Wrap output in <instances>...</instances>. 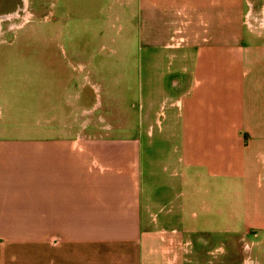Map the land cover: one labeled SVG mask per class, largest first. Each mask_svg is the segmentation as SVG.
Returning a JSON list of instances; mask_svg holds the SVG:
<instances>
[{
  "label": "crops",
  "instance_id": "crops-1",
  "mask_svg": "<svg viewBox=\"0 0 264 264\" xmlns=\"http://www.w3.org/2000/svg\"><path fill=\"white\" fill-rule=\"evenodd\" d=\"M141 1L147 46L168 45L159 29L163 22L171 24L172 44L177 40L174 174L189 185L202 178L206 190L221 192L239 179L247 190H264L260 180L256 184L264 169V27L248 22L255 7H262L264 20V0ZM61 48L76 77L62 73L59 90L42 97L45 110L29 105L31 111L22 113L18 102L32 92L22 95L24 81L12 77L13 67L0 65V264H198L217 234L196 239L194 194L189 191L162 217L153 211L143 190L138 137L121 132L129 127L127 115L118 118L112 109L113 122L101 110L104 96L89 61ZM86 71V84L98 93L92 105L72 80H83ZM161 78L150 84L157 79L156 91L166 92ZM22 114L38 120L22 125ZM34 129L45 131V138L7 134ZM254 207L253 223L264 226ZM222 209L218 204L217 218L204 228H222ZM224 253L213 263L228 264Z\"/></svg>",
  "mask_w": 264,
  "mask_h": 264
},
{
  "label": "rangeland",
  "instance_id": "rangeland-1",
  "mask_svg": "<svg viewBox=\"0 0 264 264\" xmlns=\"http://www.w3.org/2000/svg\"><path fill=\"white\" fill-rule=\"evenodd\" d=\"M141 2L0 0V65L13 67L15 75L12 77L24 81L25 87L18 88L22 95L32 92L28 94L30 99L24 97L17 107H21L22 113L31 111L29 105L45 110L48 100L42 97L49 94L50 89L59 90L62 73L64 77L67 73L76 77V73L70 70L74 69V64L69 65L68 59H63L62 45L69 53L72 50L77 60H88L87 69L91 70L92 80L99 85L104 96L101 110L110 114L112 109H116L118 118L127 115L129 127L121 132L138 137L137 148L143 163V190H147V196L153 201V211L159 217L167 211H174L176 204L183 201L190 191L197 201L196 239L201 235L206 237L207 233L217 234L208 246L211 252L199 257L198 264H214L225 255L224 249L227 250L228 264H245L247 260L250 264H264V226L255 225L252 220L254 205L264 216V190H247L246 183L240 179L230 180L233 185L224 187L226 189L221 192L206 190V181L202 178H197L195 185L192 182L189 185L183 184L181 173L174 174L177 171L173 168L177 153L174 152L171 127L176 94L172 84L179 73L172 61L177 40L175 38L172 44L166 27L171 24L164 27L163 22L159 29L166 32L163 41L168 45L163 43L157 49L147 46L142 34V17L146 9ZM262 13V7L253 9L248 17L252 27H264V20H260ZM76 45H80L83 51L77 50ZM84 74L87 76L88 72L82 73L84 81L81 77L75 80L72 77V80L78 83L77 90L85 88L86 105H92L93 97L98 93L93 86L86 84ZM0 76L3 75L0 73ZM157 76L162 77L159 81L165 86V93L156 91L157 79L155 85L150 84ZM18 119L22 125L26 122L27 126L30 120L36 122L38 116L33 115L27 120V116L22 114ZM115 119L111 117L113 122L118 120ZM111 120L107 121L113 123ZM7 134L10 137L19 134L25 138L46 136L45 131L38 129ZM261 173L256 184L260 180L263 189L264 169ZM216 182L220 183L219 180L213 181ZM218 204L223 206L218 214L221 221L218 226L222 228L214 232L203 225L205 221L217 218ZM193 218L190 217L191 220Z\"/></svg>",
  "mask_w": 264,
  "mask_h": 264
}]
</instances>
